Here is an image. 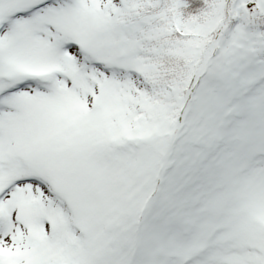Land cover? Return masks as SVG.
Instances as JSON below:
<instances>
[{"label":"snow or ice","instance_id":"snow-or-ice-1","mask_svg":"<svg viewBox=\"0 0 264 264\" xmlns=\"http://www.w3.org/2000/svg\"><path fill=\"white\" fill-rule=\"evenodd\" d=\"M0 264H264V0H0Z\"/></svg>","mask_w":264,"mask_h":264}]
</instances>
